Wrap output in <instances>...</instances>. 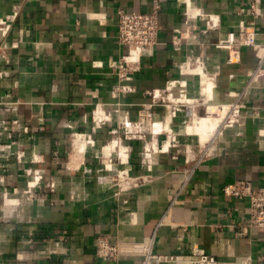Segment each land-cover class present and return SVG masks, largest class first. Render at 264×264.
<instances>
[{
    "label": "crops",
    "instance_id": "obj_1",
    "mask_svg": "<svg viewBox=\"0 0 264 264\" xmlns=\"http://www.w3.org/2000/svg\"><path fill=\"white\" fill-rule=\"evenodd\" d=\"M159 1L157 42L120 81L117 12H148L153 0H0L9 24L0 37V264H140L152 237L156 253L180 264H196L195 247L214 264H264V228L248 227L247 200L222 191L236 180L264 186V69L252 74L259 59L251 45L215 46L249 22L263 46L264 0ZM205 79L235 113L206 155L158 149L148 157L136 140L116 147L128 153L120 161L102 153L118 113L161 118L167 106L150 92L173 81L198 111ZM120 85L133 90L115 92ZM98 109L105 114L95 127ZM88 124L87 147L74 156V136ZM101 232L119 241L116 259L96 255Z\"/></svg>",
    "mask_w": 264,
    "mask_h": 264
},
{
    "label": "built area",
    "instance_id": "obj_2",
    "mask_svg": "<svg viewBox=\"0 0 264 264\" xmlns=\"http://www.w3.org/2000/svg\"><path fill=\"white\" fill-rule=\"evenodd\" d=\"M254 5H252V12H254ZM159 9H160V1L153 0L152 8L148 12L141 11H126V10H118L117 12V37L118 41L121 45L126 47L125 52L119 57L116 62V70L117 76L120 81L124 79H128L132 76V74L140 69L141 55L143 52L150 49L158 39V32L160 29L159 23ZM255 13V12H254ZM196 13L195 15H197ZM190 15V14H189ZM201 18H204V15H199ZM211 26L213 25L210 24ZM254 25L252 22L248 24H242L240 26L239 31L235 35L233 31L226 33L224 38L218 39L215 43L216 47L227 48V49H235L240 45H251L255 48L257 53V57L259 59V65L255 71L252 72L253 75L260 73L264 68L261 66L264 64V55L259 54V50L257 47V39H256V29H250L249 27ZM209 27V26H208ZM9 29V24L5 19L0 21V37L6 35ZM207 30H203L206 32ZM186 39L187 38L186 36ZM189 40H195L193 36L190 37ZM179 40H175V47L178 48ZM2 47H0L1 50ZM2 51L0 54L2 55ZM193 63L202 66V62L199 59H196ZM181 86V87H179ZM176 88L179 89L181 97L186 96V91L183 85L179 83L176 85ZM132 91L133 87L120 85L115 88V92L117 91ZM152 95V99H161L162 103H164L167 108L170 104H166V101H169V95L171 90L166 88L165 92L161 93L159 90H153L150 92ZM183 97V98H184ZM174 104H177L178 110H181L179 107H186L189 110L190 104L187 103L184 99L177 98L174 101ZM188 104L189 106H187ZM193 104V103H192ZM194 105V104H193ZM189 107V108H188ZM175 109V107H173ZM195 113H196V105H194ZM207 112V107H205ZM189 114L188 111H186ZM233 114L234 111H232ZM126 116V115H125ZM126 119L128 123L133 124H142L150 128L151 123L156 119L150 113H142V118H139L137 121H130L127 116ZM16 126V121H15ZM125 124V123H124ZM127 124H125V127ZM151 129V128H150ZM167 131H162V133L153 134L162 135ZM208 144V143H207ZM145 152V148L143 149ZM160 151H168L162 150ZM201 155H206L208 150L207 147L203 146L200 149ZM188 153H186L187 157ZM123 173V172H121ZM223 194L226 196L234 197L237 199H245L248 202L249 207V220L247 223L248 227H259L264 228V186H256L249 180H236L230 183H226L222 187ZM154 237H152L146 246V249L142 255L140 264H180L181 257L178 255H163L158 254L153 250ZM119 241L110 239L108 233H99L95 240V253L99 257H105L109 259H116L119 254ZM194 252L197 254L196 264H214L215 259L212 255L206 254L203 251L194 248Z\"/></svg>",
    "mask_w": 264,
    "mask_h": 264
},
{
    "label": "rangeland",
    "instance_id": "obj_3",
    "mask_svg": "<svg viewBox=\"0 0 264 264\" xmlns=\"http://www.w3.org/2000/svg\"><path fill=\"white\" fill-rule=\"evenodd\" d=\"M176 92H179V91H174V92L171 91V94L169 95V101L165 102L166 104H170V106H168V108H167V111L170 113V118H169L168 123H169V128L171 130H173V132H170L169 130H167V127H166L165 131H167V132L163 133L162 135H156L155 136L154 134L162 133V131H164V130L158 129V128L155 129L154 128L155 127L154 121L151 123V126H150L151 129L148 126H145L144 123H142L140 125L133 124V123H130V124L125 123V124H127V126L125 127L124 122L118 120L119 119L118 118L117 119L118 123H116L115 126L111 127L109 129V132H106L105 136L102 137L103 141L100 140L99 144L102 145L103 142H105L107 140H111V138L117 139L119 144H123V145H127V141L136 140L137 144H139V143L141 144L142 149L145 148L146 144L149 146V148H145L146 152L145 151L143 152V154L145 156L147 155L149 157V155L152 154L153 150L156 153L157 150L161 148L162 143L165 140H168L169 141L168 147H166L165 149L161 148L162 150H168L169 149L168 151L177 152V153H179V155H183V156L186 155V153H188V157L192 158L194 156V154H197L198 151L203 146L206 147L207 145H209V143L206 142V143H204V145H202L198 141L197 138H194L195 135H194V132H192L193 130L190 133L183 131L185 125L187 123H190L191 121H193L194 116L192 119H190L189 114H187V112H186V111H188V109L186 107L185 108L179 107L181 110H178L177 104H174V101H176L177 98H180V99H184L191 106L193 104H192V100L187 95L185 97L184 96L181 97V95L180 94L178 95V93H176ZM213 101L217 102V106H219L218 104H221V102L226 101V100H223L222 98H220V93H219L217 95V97L215 98V100H213ZM186 105L189 106L188 104H186ZM205 106L206 105H203L200 108H198V111L196 110L195 118L198 116L206 114ZM173 107H175V109ZM172 115H173V118H172ZM234 115L235 114H232V117ZM190 126H192V124ZM223 127H226V126L224 124H222V126L220 128L221 132H223V130H224ZM217 135H218V133L216 134V136ZM213 136H210L208 141H210L213 138ZM214 138H215V136H214ZM218 140H219V137H217V139L215 140L216 145L218 144ZM154 145H155V147H157L156 149L154 148ZM115 150H116V152H114V153H113V151L110 150L109 155L114 154L115 158L119 161H120L119 155L121 156V159H125L127 157L128 153H125L123 151L122 152L118 151V153H119V155H118V153H117L118 149L115 148ZM184 157H186V156H184ZM100 159L102 160L105 158L100 157ZM106 167H109L108 170L110 173L113 170H116L114 178H116V179L119 178V180L121 181L120 184L123 183L124 181H127L124 179L127 175L119 172V170H121V168H113V167H111L110 164H108ZM95 169L94 168L92 169V171H93L92 175L93 176L97 174ZM101 172H102V170H101ZM110 173H108L109 175L107 174L108 176H106L108 179H109V177L111 178V176H112V175L110 176ZM122 180H124V181H122Z\"/></svg>",
    "mask_w": 264,
    "mask_h": 264
},
{
    "label": "bare ground",
    "instance_id": "obj_4",
    "mask_svg": "<svg viewBox=\"0 0 264 264\" xmlns=\"http://www.w3.org/2000/svg\"><path fill=\"white\" fill-rule=\"evenodd\" d=\"M196 2V1H195ZM192 9V8H191ZM193 14H195L193 12ZM253 25H251L249 28L253 29ZM257 47L259 50V54L260 55H264V45L262 46L258 41H257ZM196 71H199V73L201 75H206L203 72V69L200 65L195 66L194 68ZM201 81V80H200ZM179 82L177 81H173L169 84V89L174 92V91H179V89L176 88V85ZM196 85V84H195ZM195 87V86H194ZM193 89V88H192ZM181 91V90H180ZM179 91V92H180ZM233 92V91H231ZM202 94L204 97V103L206 104L207 107V112L205 115H201L195 118V110H194V106L190 105L189 107V116L190 119L193 118V121H191L190 123H187L183 129V131H186L187 133H190L192 130V132H194V138H197L198 141L204 145V143L208 142L209 145H207V150L210 151L211 148V142L212 139L214 138V136H216V134L220 133L221 130V126L222 124H224L226 127H231L232 126V122L227 121L230 117V113L231 108L230 105L227 101H223L221 102V104H218L219 106H217V102H214L213 100H215V98L218 95V89L215 87L214 83L212 80L210 79H205V81L203 82V87H202ZM233 95V94H232ZM120 111V110H119ZM122 112V111H121ZM112 113V112H111ZM105 114V112L102 111V109H98L95 111V127L97 125V123L99 122L98 119L103 117ZM233 114V113H232ZM117 116L119 117L118 120L124 122V123H128L125 114L123 113H118ZM169 118H170V113L167 111L166 114H164L161 118H156L154 120V128L155 129H166L169 130L170 132H173V130H171L169 128ZM117 120V119H116ZM228 123H227V122ZM129 124V123H128ZM192 124V126H190ZM90 125H87V134H77L76 136H74V152L73 155L80 157L82 155V152L85 150V148L87 147V137H88V132L90 131ZM214 135V136H213ZM210 136H213V138L208 141V139L210 138ZM168 140H165L162 145L161 148L165 149L166 147H168ZM119 147V149L124 150L125 147L123 145H120L119 142L117 141V139H112L111 140H107L104 142L101 150L102 153L109 155V151ZM145 148H149V146L146 144ZM154 148L156 149L157 147ZM148 152V151H147ZM153 157L155 156V151L153 150L152 152ZM73 158V157H72ZM77 161V160H76ZM150 164V163H149ZM4 200L8 201H12V202H16L17 198L15 195H9V194H5L4 195Z\"/></svg>",
    "mask_w": 264,
    "mask_h": 264
}]
</instances>
